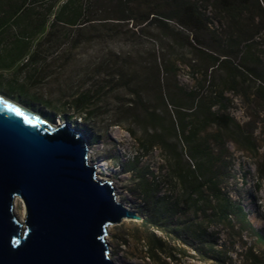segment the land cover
<instances>
[{"label": "rangeland", "instance_id": "rangeland-1", "mask_svg": "<svg viewBox=\"0 0 264 264\" xmlns=\"http://www.w3.org/2000/svg\"><path fill=\"white\" fill-rule=\"evenodd\" d=\"M116 1L87 0L84 16L89 11L96 19L83 17L78 28L57 29L54 45L38 46L36 59L24 70L36 78L27 82L26 93L37 103L29 105L17 92L9 93L10 72L2 73L0 96L45 121L78 129L89 161L99 164V175L110 182L115 198L140 216L106 227L109 257L116 264H221L218 259L264 264V180H259V170H264L263 21L245 14L234 22L215 7L208 30L197 41L172 20H150L137 28L130 21L100 19L112 14L108 8ZM240 35L248 38V47L230 50ZM20 81H25L23 74ZM84 92L95 94L92 121L75 117L65 106ZM39 97L62 113L43 107ZM206 110L222 116L221 128L206 119ZM152 135L161 139L141 147ZM198 143L212 156L209 171L219 191L240 204L246 222L236 217L220 222L213 216L216 201L208 185L213 177L197 171L204 157L191 145ZM177 160L184 177L177 173ZM143 185L158 205L170 210L178 203L165 228L182 231L168 233L144 223L159 207L145 201ZM201 229L212 235L219 256L202 255L194 237ZM152 238L160 242L154 258Z\"/></svg>", "mask_w": 264, "mask_h": 264}, {"label": "water", "instance_id": "water-1", "mask_svg": "<svg viewBox=\"0 0 264 264\" xmlns=\"http://www.w3.org/2000/svg\"><path fill=\"white\" fill-rule=\"evenodd\" d=\"M140 219L96 176L78 129L0 96V264H116L106 227Z\"/></svg>", "mask_w": 264, "mask_h": 264}, {"label": "trees", "instance_id": "trees-1", "mask_svg": "<svg viewBox=\"0 0 264 264\" xmlns=\"http://www.w3.org/2000/svg\"><path fill=\"white\" fill-rule=\"evenodd\" d=\"M87 3V0H0V78L3 72L11 73L9 82L5 84L9 93L17 92L27 99L25 102L29 105L37 103L35 96L32 95L31 97L26 93L28 90L27 82L30 80L29 83H34L33 81L36 78L25 74L24 70L37 56L38 46L42 42L51 47L58 41L57 29L71 26L78 28L77 26L83 17H85L83 21L96 19V16L88 15L89 11L84 16L88 6ZM215 7H217L218 12L227 18L233 19L234 22H237L243 15L248 14L252 20L256 18L263 21L262 28L264 29V0H117L115 5L108 8L112 14L108 12L100 19L130 21L131 25L133 24L137 28L145 25L150 20H156L158 23L172 20L180 27L188 30L194 39H197V35L202 38L203 33L208 30L209 13ZM193 32L195 35L192 34ZM244 35L238 36L239 40L236 42V46L234 44L230 45L229 49H234L239 44L248 47V42H245L248 38L243 39ZM22 74L25 81L19 82V77ZM94 95V93L84 92L72 98L65 106L73 111L75 117L84 121H92L97 110L96 106L91 104ZM39 101H42L38 103H41L46 109L57 111L56 113L59 115L62 113V110L53 106L50 100H41L39 97ZM205 112H207L206 119H212L221 128L220 119L222 116H217L207 110ZM229 124L234 125L236 129L238 128L232 120H229ZM196 132L197 129L193 130L189 137L195 136ZM160 139L158 135L148 136V138L141 141V147L147 148L152 142ZM191 146L196 154H202L201 156L204 157L203 164L197 165V171L209 173L213 177L208 180L209 190L216 201L212 207L214 209L213 216L220 222H229L231 217L246 222V214L240 204L219 191L214 173L209 171L212 156L209 155L208 147L201 143ZM174 164L178 175L180 177L186 176L185 171H182L184 167L179 160ZM259 180H264V170L263 172L259 170ZM197 190L198 193L201 192L199 187ZM143 193L145 201L151 204V207H159L156 213L149 214L148 218L144 220L145 224L150 222L168 233L176 234L178 231H182L177 226L170 229L165 228L172 214L178 209V203L169 210L163 204L158 205L157 198L156 200L152 199V193L148 186L143 185ZM211 236L203 229L194 231V237H197L202 255L215 258L220 254L214 249V240ZM157 245H160L157 238H152L149 241V251L153 258L156 255L154 251ZM223 258H227V256H223ZM217 261L223 264L225 260L218 259Z\"/></svg>", "mask_w": 264, "mask_h": 264}, {"label": "bare ground", "instance_id": "bare-ground-1", "mask_svg": "<svg viewBox=\"0 0 264 264\" xmlns=\"http://www.w3.org/2000/svg\"><path fill=\"white\" fill-rule=\"evenodd\" d=\"M58 124H60V122H58ZM88 158H89V157H87V161H88V163L94 165V167H95L97 178H99V179H103V178L99 175V173H100V170H99V164L90 162ZM103 180H104V179H103ZM109 258H110V257H109ZM110 259H111V258H110ZM111 260H112V259H111Z\"/></svg>", "mask_w": 264, "mask_h": 264}]
</instances>
